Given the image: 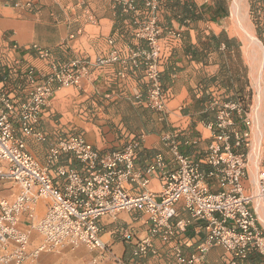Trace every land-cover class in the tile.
Masks as SVG:
<instances>
[{"label":"built area","instance_id":"built-area-1","mask_svg":"<svg viewBox=\"0 0 264 264\" xmlns=\"http://www.w3.org/2000/svg\"><path fill=\"white\" fill-rule=\"evenodd\" d=\"M112 1L124 12H139L135 0ZM142 1V15L133 36L145 45L129 48L125 55L114 47L94 63L119 62L124 68L140 67L146 90L143 99L140 95L136 98L161 113L165 108L160 78L162 37L165 35L169 44H175L182 39V31L162 28L160 0ZM25 5L31 8L33 3L27 1ZM109 43L114 44L113 40ZM26 49L44 60L48 70L36 75L34 67L26 68L21 77L28 89L18 104L0 86V160L7 164V171L1 176L19 186L13 200L0 199V264H22L39 252L80 245L96 252L91 264H140L145 258L166 254L170 256L166 264H207L206 256L215 246L225 252L223 264H245L253 252L264 256V230L249 207L254 196L243 187L253 121L245 98L224 100L217 106L215 119L208 124L212 139L206 149L205 170L179 151L175 134L164 136L177 163L173 170H165L161 153L144 170L135 169L141 137L101 153L82 135L58 134L45 164H41L26 150L24 137L46 139V133L39 128L42 110L55 89L81 84L89 74L90 61L84 57L60 61L51 49L37 44ZM237 120L241 128L237 127ZM63 153L73 156L80 169L59 164ZM154 172H160L158 192L148 188ZM207 179H214L219 189L212 190ZM258 183L255 197L264 201L263 174ZM130 184L140 190L131 191ZM41 199L46 200L45 210L36 217ZM181 211L187 216H181ZM122 212L147 226L143 235H137L130 223L116 228L114 232L128 246L124 254L118 255L112 243L103 240L100 220H115ZM23 216L29 221L27 226L21 221ZM193 223L195 233H203V238L193 251L186 252L179 239Z\"/></svg>","mask_w":264,"mask_h":264},{"label":"crops","instance_id":"crops-1","mask_svg":"<svg viewBox=\"0 0 264 264\" xmlns=\"http://www.w3.org/2000/svg\"><path fill=\"white\" fill-rule=\"evenodd\" d=\"M27 1L33 3L31 8L25 5ZM160 2L162 28L182 31V39L175 44H169L165 35L162 37L160 78L165 108L161 113L136 98L140 95L143 99L146 90L140 67L124 68L119 62L94 63L98 57L107 56L114 47L125 55L129 48L145 45L133 36L142 15V0H135L139 12H124L112 0H0V62L3 71L0 86L15 103L26 97L28 87H24L21 77L26 68L34 67L36 75L48 70L44 60L26 49L29 45L51 49L54 58L60 61L77 57L90 61L89 74L81 84L55 89L42 110L39 128L46 133V139L24 137L26 150L41 164H45L48 150L58 134L82 135L101 153L119 149L124 143L141 137L135 169L144 170L154 156L161 153L166 162L165 170H173L177 163L164 136L175 134L179 151L198 163L202 170L208 168L205 154L212 139L208 124L214 121L220 103L241 94L233 92L236 91L235 81L242 77L241 71L237 73L234 68L233 75L227 71L230 58L237 65L236 55L241 45L227 34V0ZM13 123L16 126V120ZM237 127H242L238 120ZM250 131L251 144L243 187L246 193L254 196L249 207L264 230V201L255 197L260 175H264V126H256L252 121ZM58 163L80 169L79 162L68 153H63ZM6 171L7 164L0 160V199L13 200L19 186L1 176ZM53 171L54 167H51L50 173ZM150 175L148 188L158 192L160 172ZM207 183L212 190L219 189L214 179H207ZM129 187L133 192L140 190L135 184ZM45 203V199L37 203L36 217L43 214ZM180 215L186 217L187 213L181 211ZM117 217L130 223L137 234L145 233L147 225L142 220L133 221L130 214L124 212ZM21 221L24 226L28 225L26 216ZM109 221L113 220L109 217L100 220L102 238L112 243L113 250L122 255L126 248L115 239L118 234L114 232L119 227L110 226ZM194 224L179 239L186 252L193 251L203 238V233H195ZM95 253L83 247L39 252L30 259V264H91L89 259ZM224 259V250L215 246L208 252L205 262L223 264ZM156 261L147 263L158 264ZM246 263L264 264V256L253 252Z\"/></svg>","mask_w":264,"mask_h":264},{"label":"rangeland","instance_id":"rangeland-1","mask_svg":"<svg viewBox=\"0 0 264 264\" xmlns=\"http://www.w3.org/2000/svg\"><path fill=\"white\" fill-rule=\"evenodd\" d=\"M231 2H232V0H227V14H226L227 18L225 19V26H226L227 34L233 36V39L235 40L236 44H240L241 48H240V52L239 53L237 52V55H236L237 65L235 66L234 61L230 58L229 59L230 63L228 64L227 71H228V74L230 73V75H233L234 68L236 69L237 73H239L241 71L242 77H241V79H239V80L237 79V81H235L236 91H233V92L241 93L244 96H247L248 94L251 96L250 101H249V107L251 110V118L254 121V125L256 124V126H260V125L264 126V102H263L262 109H261L260 113L258 114V117L255 116V114L253 113V110H252L253 109L252 107H253V102H254V96L256 93L255 87L253 86L254 83H253L252 77L250 75V73H251V71H250L251 70V61H252V59H251L252 58V51H251L252 47H251V44H248V45L246 44V40L243 38L241 31H239L238 27H236V25L233 21V18H232L231 13H230ZM241 5H242V12L241 13H242L244 22L249 27L250 31L253 32L255 35L254 26H253V24L250 20V16H249L248 0H242ZM253 57H255L257 62H259L262 59L263 53H262L261 48L256 46V53H254ZM239 68H241V69H239ZM233 83H234V81H233ZM261 86H262V88H264V63H263V67H262ZM250 104H251V106H250ZM256 145H257V143H256ZM126 222H127L126 220L118 219V217H116L115 220L109 221V225L113 226V227L117 226L120 228V227H125L127 224ZM136 234H137V231H136ZM137 235H141V234H137ZM115 239L122 242V244L124 245V248H127V244L122 240L120 235H117V237ZM78 247H83L89 252V249H87V247H85L84 245H80ZM78 247H76V248H78ZM63 248L72 249L69 247H61L59 249H63ZM91 258L92 257H90V259H89L90 263H91ZM147 261H151V262L156 261L158 264H166V263H169L170 256H169V254H166V256H162L159 258L148 257V258H145L143 260L144 263L148 264ZM22 264H30V260H26Z\"/></svg>","mask_w":264,"mask_h":264},{"label":"bare ground","instance_id":"bare-ground-1","mask_svg":"<svg viewBox=\"0 0 264 264\" xmlns=\"http://www.w3.org/2000/svg\"><path fill=\"white\" fill-rule=\"evenodd\" d=\"M241 2L242 0H232L231 6H230V13H231V16L233 18V21L236 27H238L239 31H241L242 33L243 38L246 40V44L247 45L251 44V47H252V50H251L252 51V58H251L252 61H251L250 75L252 77V80L254 83L253 86L255 87V91H256L255 96H254L252 110L255 116L258 117V114L260 113L262 106H263V102H264V90H263L264 88H262L261 86L262 67L264 63V47L261 44V42L257 39V37L254 35V33L251 32L249 27L245 24L242 13H241L242 12ZM256 46L261 48L262 53H263V57L259 62H257L255 57H253L254 53H256Z\"/></svg>","mask_w":264,"mask_h":264},{"label":"trees","instance_id":"trees-1","mask_svg":"<svg viewBox=\"0 0 264 264\" xmlns=\"http://www.w3.org/2000/svg\"><path fill=\"white\" fill-rule=\"evenodd\" d=\"M249 16L254 26L255 36L264 46V0H248ZM239 98H245L249 105L250 95H237Z\"/></svg>","mask_w":264,"mask_h":264}]
</instances>
